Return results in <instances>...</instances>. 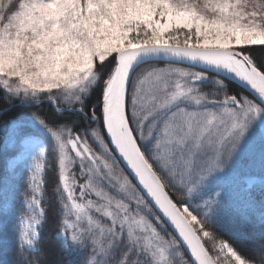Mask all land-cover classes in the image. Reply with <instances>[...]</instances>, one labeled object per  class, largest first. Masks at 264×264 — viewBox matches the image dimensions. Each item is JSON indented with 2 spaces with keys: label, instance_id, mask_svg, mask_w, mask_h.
<instances>
[{
  "label": "snow or ice",
  "instance_id": "1",
  "mask_svg": "<svg viewBox=\"0 0 264 264\" xmlns=\"http://www.w3.org/2000/svg\"><path fill=\"white\" fill-rule=\"evenodd\" d=\"M0 158V264H264V0H0Z\"/></svg>",
  "mask_w": 264,
  "mask_h": 264
},
{
  "label": "trees",
  "instance_id": "2",
  "mask_svg": "<svg viewBox=\"0 0 264 264\" xmlns=\"http://www.w3.org/2000/svg\"><path fill=\"white\" fill-rule=\"evenodd\" d=\"M144 67V66H142ZM4 161L3 158H0V175L3 174ZM44 208L47 215V222L42 227V239L41 246H44L47 241L51 238L52 234L56 230V223L54 219L51 217L50 207L54 202L57 201V197L55 196V186L52 185L49 181V170L46 169L45 172V185H44V194H43ZM36 255V254H32ZM185 257L187 255L184 252Z\"/></svg>",
  "mask_w": 264,
  "mask_h": 264
},
{
  "label": "water",
  "instance_id": "3",
  "mask_svg": "<svg viewBox=\"0 0 264 264\" xmlns=\"http://www.w3.org/2000/svg\"><path fill=\"white\" fill-rule=\"evenodd\" d=\"M185 254L188 256V253L185 251Z\"/></svg>",
  "mask_w": 264,
  "mask_h": 264
}]
</instances>
